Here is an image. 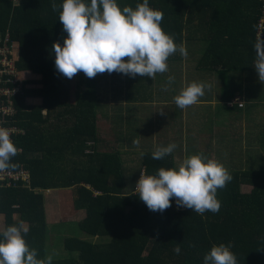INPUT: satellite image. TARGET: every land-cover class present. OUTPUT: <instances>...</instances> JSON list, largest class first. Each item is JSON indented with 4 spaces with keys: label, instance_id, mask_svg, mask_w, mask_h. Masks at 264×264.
<instances>
[{
    "label": "trees",
    "instance_id": "trees-1",
    "mask_svg": "<svg viewBox=\"0 0 264 264\" xmlns=\"http://www.w3.org/2000/svg\"><path fill=\"white\" fill-rule=\"evenodd\" d=\"M52 2L0 0V33L9 34L21 88L11 104L16 124L25 131L14 142L21 153L10 170L27 171L30 178L28 186H0V232L23 222L26 242L45 258L43 191L70 189L74 210L85 214L78 229L109 242L67 237L68 257L52 264H204L213 245L229 242L238 264H264V170L229 169L232 180L217 193L218 213L178 210L175 198L164 212L150 211L135 193L138 170L144 167L152 175L160 167H175L173 160L170 155L153 160L147 152L134 170L125 167L119 151L96 149L101 76L90 79L81 72L82 86L72 96L73 78L70 82L56 71L50 52L67 36ZM117 2L122 9L143 0ZM149 6L163 12L162 28L177 44L205 37L204 68L256 71L253 44L264 17L262 0H149ZM244 186L251 191L245 193ZM177 243L179 255L173 251Z\"/></svg>",
    "mask_w": 264,
    "mask_h": 264
},
{
    "label": "clouds",
    "instance_id": "clouds-1",
    "mask_svg": "<svg viewBox=\"0 0 264 264\" xmlns=\"http://www.w3.org/2000/svg\"><path fill=\"white\" fill-rule=\"evenodd\" d=\"M51 8L59 9V21L67 36L63 45L54 42L50 52L55 54L56 71L68 79L82 72L90 79L97 74L121 73L155 80L158 73L168 71L170 56L179 53L187 58L186 47L164 31L163 12L151 8L149 0H143L135 8L126 5L122 9L117 0H90V4L85 0H63L61 5L53 0ZM253 48L256 53L253 67L259 82L264 84V38L257 36ZM174 81V76H168L161 90L168 91ZM211 87L204 82H192L174 97V102L180 109H186L198 103ZM133 145L138 147L139 140H133ZM176 148L175 143L157 146L151 158L163 160ZM16 155L18 149L9 130L0 127V172L15 167L12 159ZM231 180L232 175L218 161L194 154L186 156L177 167H160L152 175L140 171L135 193L150 211L164 212L175 198L178 208L203 216L205 212L220 211L218 190L226 188ZM27 232L23 222L0 232V264H52V256L38 258V250L26 242ZM232 247L231 242L213 245L204 256V264H238ZM173 251L180 254L179 243Z\"/></svg>",
    "mask_w": 264,
    "mask_h": 264
},
{
    "label": "crops",
    "instance_id": "crops-1",
    "mask_svg": "<svg viewBox=\"0 0 264 264\" xmlns=\"http://www.w3.org/2000/svg\"><path fill=\"white\" fill-rule=\"evenodd\" d=\"M184 46L186 47L187 43ZM191 47L193 48L187 52L188 55L192 52L193 54L189 57L188 62L185 58L180 61L175 59V55L170 56L169 60L173 62H168V71L163 74L158 73L155 80L144 77V81L140 80L134 86L130 83H137L138 80L130 76L125 79L123 77L126 75L121 73L110 75L109 84L111 86L107 93H103L100 97V103L95 110L96 149L104 152L119 151L126 168L134 165L139 166L141 153L153 152L155 147L167 146L170 143L177 144V148L170 154V157L173 162L178 163L176 164L178 166L187 156L189 140L194 145L190 146V149L194 151L191 155L203 154L209 159L218 161L221 165H223V161L228 163L229 146L226 148L225 158L220 160L211 152L214 139L219 142L217 145L220 147H222V143L226 146L228 143H235L238 148L242 147L240 151L250 149L247 143V126L250 122L247 121L254 118L256 113L253 112L250 115V112H244L247 97L241 92L243 88L233 89L229 94L223 91V93L215 95L205 91V95L199 98L198 103L186 109H180L175 104L174 97L183 88L197 80L192 75L195 71L202 79H198V83H205L207 79L204 75L207 70L201 66L200 57L196 55L200 49L195 48L196 45ZM174 62L178 63V68L172 73L169 65ZM254 72L256 71H250L248 75L255 76ZM242 75L244 77V74ZM168 76H174L175 81L169 86L168 91H162V85L166 84ZM228 80H230V75ZM255 83L256 80L254 85ZM210 84L212 85V82ZM213 89L214 85H212V92ZM237 99L239 102L235 103L234 100ZM239 104H243V108H240ZM235 108H238L240 112H234ZM256 124L257 121L254 120L253 127L249 130L251 145L256 143ZM131 139H138L139 146H134L133 143V146H129ZM216 149L222 151L219 147ZM130 151H132L129 154L130 157L124 153ZM135 151L138 153L135 154ZM206 151H208L207 155ZM58 199L57 196L45 199L46 223H48L47 213L54 212L55 202ZM76 212H78L77 215H80V219L75 222H79L85 214L84 211Z\"/></svg>",
    "mask_w": 264,
    "mask_h": 264
},
{
    "label": "rangeland",
    "instance_id": "rangeland-1",
    "mask_svg": "<svg viewBox=\"0 0 264 264\" xmlns=\"http://www.w3.org/2000/svg\"><path fill=\"white\" fill-rule=\"evenodd\" d=\"M197 35L196 37H198ZM199 41H196L195 39L193 42H188L186 49L189 52V50L193 47V45H196L195 48H198L200 50L197 51L196 55L200 57V60L203 61V57L205 54V37L201 38L200 36L198 37ZM185 44V43H183ZM197 50V49H196ZM193 54L190 53V55L187 56L186 62H188L189 57ZM171 57H169L170 59ZM182 58L179 53L175 54V59H179L182 61ZM167 61L168 62H173L171 60ZM178 63L174 62L170 66V69L172 73L177 70L178 68ZM188 64V63H187ZM180 66V65H179ZM204 75H206L207 79L205 83L210 84L212 82V85H214V89L212 92V87L211 90H205L207 93H214L215 95L218 93H223V91H226V94H229L233 89H242L241 91L247 98L245 99L246 101V108L244 112H250L249 114L252 115L253 112L256 113V116H250L254 117L247 122H250L249 125L247 126V143L248 146L250 147L249 150H244L240 151L242 149L238 148L237 144L235 143H228L227 146L224 145L223 143L221 144L222 147L218 146L217 142L215 139L212 142L213 146H211V152L220 158V160L224 159L226 156V148H228V153L229 155L227 156L228 158V163L226 161H223L224 168L227 170L235 169L234 167H242L245 169H257L258 171L264 170V84L260 83L258 80V74L257 72L255 73V76L253 75H248L250 71L246 72H234V71H221L219 69L216 70H210L205 68ZM212 73V74H211ZM244 74V77L243 75ZM111 74L108 73H103L100 74L101 80H100V92L102 94H106L109 87L111 84H109V80ZM194 79H200L198 76V72L195 71L194 74H192ZM230 75V80H228V76ZM84 78V75H83ZM123 78L128 79L129 76H124ZM81 73H78L73 79H72V96L75 95L76 87H78V91L81 88ZM134 79L138 80L137 83H130V85H136L139 83V81H144V77L137 76ZM194 81L197 82L198 81ZM256 80V83L254 85V81ZM244 81V83H243ZM71 82V79H70ZM114 82V81H113ZM247 85V86H245ZM241 95V94H240ZM234 112H240L238 108L234 109ZM257 121L256 124V143L255 144H250V136H249V130L253 127V122ZM217 142V143H216ZM130 145L133 146V139L130 140ZM125 144V143H123ZM122 144V146H124ZM177 145V144H176ZM188 148H187V156H190L193 154V150L190 149V146H194L193 143L189 140L187 142ZM121 146V145H120ZM216 147H219L222 149H216ZM132 151L130 152H124L126 155L130 157L129 154H131ZM135 154L138 152L135 151ZM205 154V153H204ZM208 154V151H206V155ZM127 158V156H126ZM173 160V159H172ZM139 163V162H138ZM176 166L178 164L177 162H173ZM240 163V164H238ZM231 164V168H228V165ZM140 166V165H139ZM139 166L134 165L132 168L135 170V168H139ZM252 187L250 186H244L243 191L245 193L250 192ZM57 196L59 199L55 202V210L53 213L49 214L47 213V218H48V223H47V233H46V256H52V260L56 259H63L68 257V252L64 248V240L67 237H77L82 240H88L90 242H93L95 244H101V243H108L109 238H92L90 236L85 235L82 233L78 227H77V220L80 219V215H77L78 212H76L72 206V192L70 189H52L48 193L44 192V202L45 199H49L52 197ZM58 202V203H57ZM48 207V206H47ZM46 219V218H45Z\"/></svg>",
    "mask_w": 264,
    "mask_h": 264
},
{
    "label": "built area",
    "instance_id": "built-area-1",
    "mask_svg": "<svg viewBox=\"0 0 264 264\" xmlns=\"http://www.w3.org/2000/svg\"><path fill=\"white\" fill-rule=\"evenodd\" d=\"M262 1L264 2V0ZM258 28V36L262 38L264 17L260 20ZM17 75L18 71L14 62L13 53H11L9 34L7 32L0 33V127L9 130L10 138L13 142L25 133V131L16 124V111L11 104V100L21 94V88L17 82ZM234 102L238 103L239 99L234 100ZM239 107L243 108V104H239ZM17 149L18 154L21 153V149L19 147H17ZM142 170L145 171V168L140 167L137 180ZM29 180L30 178L27 171H12L8 169L4 172H0V186L2 187L28 186ZM49 191L51 190H45L43 193H48ZM176 208L178 210L185 209L183 207L178 208L177 205Z\"/></svg>",
    "mask_w": 264,
    "mask_h": 264
}]
</instances>
